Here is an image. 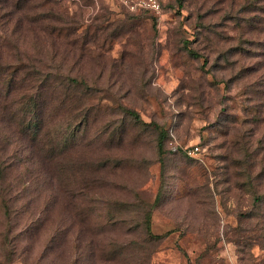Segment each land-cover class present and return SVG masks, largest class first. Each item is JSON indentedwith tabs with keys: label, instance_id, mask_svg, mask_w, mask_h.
<instances>
[{
	"label": "rangeland",
	"instance_id": "obj_1",
	"mask_svg": "<svg viewBox=\"0 0 264 264\" xmlns=\"http://www.w3.org/2000/svg\"><path fill=\"white\" fill-rule=\"evenodd\" d=\"M138 1L0 0V264H264V0Z\"/></svg>",
	"mask_w": 264,
	"mask_h": 264
},
{
	"label": "trees",
	"instance_id": "obj_2",
	"mask_svg": "<svg viewBox=\"0 0 264 264\" xmlns=\"http://www.w3.org/2000/svg\"><path fill=\"white\" fill-rule=\"evenodd\" d=\"M161 6V4H160ZM145 12H153V13H156L152 10H149V9H143ZM193 53V52H192ZM194 55V53H193ZM49 75V72L46 73V76ZM73 84H79V82L77 80H72ZM128 115H131L133 116L136 120L139 119V116L138 114H136L135 112H132V111H129V112H126ZM153 126L159 131V140H158V150H159V155L162 157L163 154H164V142H165V139L167 138V131L164 130V128H161L159 127L158 125H155L153 124ZM150 220H151V216L148 214L147 218H146V222H147V231H148V235L153 238H160V237H155L151 234V228H150Z\"/></svg>",
	"mask_w": 264,
	"mask_h": 264
},
{
	"label": "built area",
	"instance_id": "obj_3",
	"mask_svg": "<svg viewBox=\"0 0 264 264\" xmlns=\"http://www.w3.org/2000/svg\"><path fill=\"white\" fill-rule=\"evenodd\" d=\"M131 8L134 10L136 8H141V9H149L152 10L156 13H160L161 11V6L156 0H141L138 1L136 4H132ZM199 151V148H189L186 150V153L190 156H193L194 154H197Z\"/></svg>",
	"mask_w": 264,
	"mask_h": 264
}]
</instances>
